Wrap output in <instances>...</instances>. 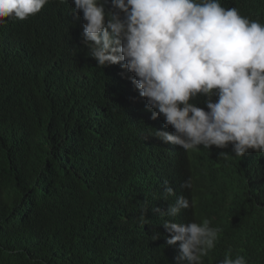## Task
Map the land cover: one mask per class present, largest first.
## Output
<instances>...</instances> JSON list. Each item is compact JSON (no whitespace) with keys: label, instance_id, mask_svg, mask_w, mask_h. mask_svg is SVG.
I'll list each match as a JSON object with an SVG mask.
<instances>
[{"label":"trees","instance_id":"trees-1","mask_svg":"<svg viewBox=\"0 0 264 264\" xmlns=\"http://www.w3.org/2000/svg\"><path fill=\"white\" fill-rule=\"evenodd\" d=\"M236 2L247 14L264 8ZM46 20L0 23V264H176L179 242L167 245L163 227L171 218L152 209L179 195L195 205L177 221L222 229L203 264L229 248L264 264V153L163 142L155 131L174 129L151 119L134 74L98 66L72 14ZM205 99L193 102L206 108ZM165 180L176 191L167 200Z\"/></svg>","mask_w":264,"mask_h":264},{"label":"clouds","instance_id":"clouds-1","mask_svg":"<svg viewBox=\"0 0 264 264\" xmlns=\"http://www.w3.org/2000/svg\"><path fill=\"white\" fill-rule=\"evenodd\" d=\"M73 0L72 12H83V42L98 66L119 64L133 73L131 82L146 98L151 119L164 117L155 136L184 150L215 145L242 157L249 149L264 153V8L244 13L236 0ZM49 0H0V23L5 18L26 20ZM64 3V0H59ZM206 97L208 110L193 101ZM218 99L213 102V97ZM192 178L180 188L190 189ZM163 198L176 196L164 181ZM195 201L176 197L168 209L152 210L168 217L163 227L178 245L176 264H203L215 249L222 229L203 218L179 222L181 210ZM147 207L139 221L147 223ZM159 233L151 239L155 240ZM219 264H249L245 255L229 248Z\"/></svg>","mask_w":264,"mask_h":264},{"label":"bare ground","instance_id":"bare-ground-1","mask_svg":"<svg viewBox=\"0 0 264 264\" xmlns=\"http://www.w3.org/2000/svg\"><path fill=\"white\" fill-rule=\"evenodd\" d=\"M220 2L221 5L223 6H227L230 3L229 0H221ZM110 7H111L110 0H108V3H106V10L110 9ZM73 8H74L73 0H64V3H60L59 0H49V2L42 8V10L39 13H37L34 16H30L29 18L30 19L41 18L47 23L46 19L50 20L51 22H55L57 19L61 18L62 16H66L67 18H69L70 15L72 14V17L76 18L78 21L86 23V21H84L83 19L82 10L78 14H75L72 12ZM205 110H208L207 107L205 108ZM173 132L174 130L171 131L170 133ZM181 151L184 152L185 150L182 148ZM190 177L192 178V185H193V183L198 180V176L191 175ZM204 207L207 208V205H204Z\"/></svg>","mask_w":264,"mask_h":264}]
</instances>
